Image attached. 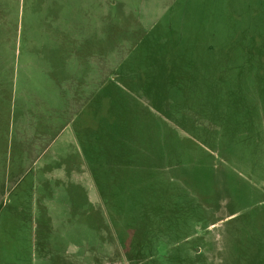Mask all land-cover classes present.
I'll list each match as a JSON object with an SVG mask.
<instances>
[{
	"label": "rangeland",
	"instance_id": "1",
	"mask_svg": "<svg viewBox=\"0 0 264 264\" xmlns=\"http://www.w3.org/2000/svg\"><path fill=\"white\" fill-rule=\"evenodd\" d=\"M173 1L0 0V264H134L126 258L118 229L128 237L127 246L139 244L144 225L125 226L136 217L127 214L135 187L109 178L115 181L111 173L125 168L122 161L114 164L125 152L120 128L113 137H97L93 114L86 109L73 121L67 103L81 108ZM74 80L79 82L75 89ZM130 108L124 103V116ZM164 130L165 144L182 155L190 173L217 179L194 167L202 158L211 159L206 145L171 123ZM222 151L212 152L222 180L228 176L212 191L211 203L218 198L215 212L204 198L200 220L209 215L207 226L181 241L205 254L193 260L186 250L172 252L171 264H264V198L254 203L259 189L253 176L223 163L221 153L234 151ZM85 154L91 174L99 168L104 173L103 197ZM228 178L235 180L233 186ZM193 199L189 192L179 205L188 227L195 217ZM113 205L125 212L112 214L118 212ZM87 210L94 215L91 226L78 221ZM162 237L148 251L155 264L169 246Z\"/></svg>",
	"mask_w": 264,
	"mask_h": 264
},
{
	"label": "trees",
	"instance_id": "2",
	"mask_svg": "<svg viewBox=\"0 0 264 264\" xmlns=\"http://www.w3.org/2000/svg\"><path fill=\"white\" fill-rule=\"evenodd\" d=\"M140 45L146 48L140 51ZM98 84L82 104L93 114L97 137H113L120 128L125 152L117 154L114 164L122 161L125 168L111 173L115 181L108 177L112 184L121 179L135 187L129 191L127 214L136 217L125 226L145 228L140 247L127 246L128 237L115 222L126 258L134 264H155L148 251L164 236L169 246L158 264H171L172 252L182 250L193 260L202 259L204 252L189 250L181 241L207 226L209 215L200 220L202 200L207 199L215 212L218 198L211 203L212 191L228 177L225 174L223 181L214 167L215 149L234 151L229 156L221 153L223 163L253 176L259 189L254 203L264 198V0H174L110 77ZM124 103L131 105L126 116ZM165 123L208 147L211 159L202 158L194 167L202 166L216 180L190 173L182 155L165 144ZM237 149L245 152L238 154ZM103 174L101 168L98 174L92 172L102 197ZM227 183L233 186L235 180L228 178ZM189 192L195 205L191 227L179 206ZM114 207L118 212L112 214L125 212L122 206Z\"/></svg>",
	"mask_w": 264,
	"mask_h": 264
},
{
	"label": "crops",
	"instance_id": "3",
	"mask_svg": "<svg viewBox=\"0 0 264 264\" xmlns=\"http://www.w3.org/2000/svg\"><path fill=\"white\" fill-rule=\"evenodd\" d=\"M75 81V85H73V89H75V87L77 88L78 87V85H79V82L78 81H76V80H74ZM86 82H87V79H86ZM82 85H84V82L82 83ZM84 87V86H83ZM86 87H88L87 85H86ZM91 93H93V91H91ZM68 104V108H70V114H71V117H72V119H74V115L76 116V118L78 119V117H80V115L82 114L81 112L83 111L84 112V110H89V107H88V104H86V108H84V103L82 104V106H81V108H79V106H78V103H76V104H73V103H71V104H69V102L67 103ZM66 104V105H67ZM73 105V106H72ZM65 109V108H64ZM86 113V112H85ZM87 114H88V112H87ZM84 115V114H83ZM85 117H87V115H85ZM73 121H75V119L73 120ZM87 128H88V125H85ZM86 154H85V157H84V155H83V158L85 159V161H86ZM86 163V165H87V170H88V172L90 173V175H91V177H92V179H93V181H94V178H93V175L91 174V172H90V163L89 162H85ZM86 204L88 205V207H89V205H92V203H91V201H89V199L88 200H86ZM78 221H81V222H86L87 223V225L89 226L90 225V223L92 222V224L94 223V215L93 214H90V213H88V210H87V212H86V214H82L81 215V217H79L78 218ZM91 226V225H90ZM92 227H93V225H92ZM81 235V234H80ZM33 237H34V235H32ZM82 237H87V236H83V235H81ZM41 237H43V235L41 236ZM34 242V241H33ZM89 246V245H88ZM31 249H32V246H31ZM33 249H34V247H33ZM92 250H90V253H94V247L93 248H91ZM44 250H45V248L44 249H42L41 250V252L40 253H43L44 252ZM46 259V258H45ZM92 259H93V257H92Z\"/></svg>",
	"mask_w": 264,
	"mask_h": 264
}]
</instances>
